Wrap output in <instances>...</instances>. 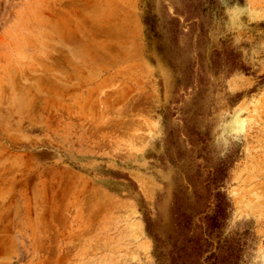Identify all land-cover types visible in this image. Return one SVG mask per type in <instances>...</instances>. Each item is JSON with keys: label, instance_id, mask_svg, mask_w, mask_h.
I'll return each mask as SVG.
<instances>
[{"label": "rangeland", "instance_id": "obj_1", "mask_svg": "<svg viewBox=\"0 0 264 264\" xmlns=\"http://www.w3.org/2000/svg\"><path fill=\"white\" fill-rule=\"evenodd\" d=\"M0 264H264V0H0Z\"/></svg>", "mask_w": 264, "mask_h": 264}]
</instances>
